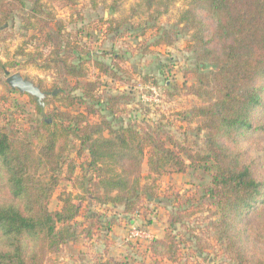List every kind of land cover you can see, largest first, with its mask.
Listing matches in <instances>:
<instances>
[{
  "label": "trees",
  "instance_id": "16d2710c",
  "mask_svg": "<svg viewBox=\"0 0 264 264\" xmlns=\"http://www.w3.org/2000/svg\"><path fill=\"white\" fill-rule=\"evenodd\" d=\"M139 1L147 17L132 27L141 32L135 36L154 32L151 46H172L173 32L160 27L159 20L177 0ZM35 4L24 20L29 30L44 37L50 51L22 54L29 57L27 65L55 75L61 106L50 112V119L29 120L27 125L13 114L2 115L6 123L0 122V264H58L52 257L80 236L81 218L86 225L81 234L87 238L111 227L103 215H89L92 206L134 215L153 193L152 183L143 184L145 163L150 178L190 170L208 174L210 183L203 187L201 200H188L193 205L190 215L207 206L216 217L212 225L218 240L233 261L264 264V155L254 156L249 148L257 138L264 141V0H188L180 14L178 24L190 34L198 63L196 81L185 89L203 101L187 120H200L198 132H206V153L193 151L159 127L116 124L128 97L100 93L101 84L87 80L88 61L80 55L78 42L69 38L64 22L46 13L40 2ZM25 7L26 0H0V28ZM99 23L92 29L102 31L105 26L106 33L115 36L131 24L128 18L116 25L103 19ZM113 59L122 60L118 55ZM16 66L0 59L1 73ZM94 66L114 81L124 80L118 74L121 69L112 68L119 67L117 63L95 60ZM12 94L11 89L8 95L0 94V105L10 104ZM63 182L79 194L62 191V206L52 211L55 191ZM188 201L178 203L179 216L170 218L172 224L182 222L188 211L181 208ZM182 244L177 234L168 233L150 241L148 252L181 264ZM105 264L131 263L109 259Z\"/></svg>",
  "mask_w": 264,
  "mask_h": 264
},
{
  "label": "rangeland",
  "instance_id": "374dc122",
  "mask_svg": "<svg viewBox=\"0 0 264 264\" xmlns=\"http://www.w3.org/2000/svg\"><path fill=\"white\" fill-rule=\"evenodd\" d=\"M74 1L73 5H65L61 0H26L25 9L16 12L8 26L0 28V59L3 63L19 64L15 68H6L3 73L0 72V94L8 95L11 87L6 79L21 72L49 93L45 99L46 119H50V112L55 107L61 106L56 99L60 90L54 89L55 75L35 65H27L29 57L22 54L34 55L42 52L47 55L50 51L44 47V37L37 30H29V25L24 20L29 17V11L35 8V3L40 2L46 13H52L57 20L64 22L71 41L78 42L80 55L88 61L87 80L98 81L101 84L100 93L105 91L110 95L128 97L123 106L124 112L115 121L116 124L159 127L177 141L186 142L193 151L206 153V132H198L200 120H187L194 108L203 105L202 100L188 94L185 89L186 85L190 86L196 81L194 71L198 68L190 34L182 32L178 24L181 12L187 8L188 0L174 2L169 12L159 20L160 27L173 32L174 43L169 47L151 46L154 32L149 31L147 36L140 38L135 36L141 32L133 30L132 27L142 24L147 17L143 8H139V0ZM126 18L131 24L125 26L120 35L107 34L105 26H102V31L95 30L102 19L116 25L118 21ZM93 26L97 28L92 29ZM114 55L122 60H114ZM95 60L108 64L117 63L119 67L112 68H120L121 72L118 74L124 80L114 81L108 75H103L95 68ZM42 61L43 59H39L38 63L41 64ZM201 68L204 69L205 65L201 64ZM70 84L74 85V82L71 81ZM12 91L14 94L9 95L10 104L0 105L2 125L6 123L2 118L6 113L9 116L13 114V119L16 118L21 125H27L29 120L42 119L32 97ZM253 141L249 145L253 155H264V141L260 138ZM71 155L75 157L74 152ZM144 177L143 184L152 183L153 193L140 202L134 215L125 216L120 208L104 209L92 206L89 215H103V221L110 222L111 227L96 230L93 237L87 238L85 234H81L86 227L84 219L81 218L78 222L80 236L66 246L60 255L52 257L53 260L58 264H105L109 259L131 264H172L150 255L148 239L130 237L132 228H138L152 239L163 238L168 233L177 234L183 243L179 255L181 264H237L218 240V234L212 225L216 217L212 216L209 208L205 206L203 211L190 215L193 212L192 201H200L203 187L210 183L208 174L202 170H190L186 174L150 178L145 163ZM65 190L73 191L67 182H63L55 191L50 205L52 211L61 208L58 197ZM73 193L75 196L79 194L78 191ZM190 199L192 201H188ZM180 201H188L181 208V211L186 209L188 212H184L181 223L172 224L170 218L179 216Z\"/></svg>",
  "mask_w": 264,
  "mask_h": 264
},
{
  "label": "water",
  "instance_id": "95a60500",
  "mask_svg": "<svg viewBox=\"0 0 264 264\" xmlns=\"http://www.w3.org/2000/svg\"><path fill=\"white\" fill-rule=\"evenodd\" d=\"M6 83L12 90L18 91L22 95H29L35 101L37 107L40 108L42 117L46 119L45 99L49 95L43 91L40 85H36L29 77L23 76L21 72H17L6 79ZM50 122V120H48Z\"/></svg>",
  "mask_w": 264,
  "mask_h": 264
},
{
  "label": "built area",
  "instance_id": "2783aa9c",
  "mask_svg": "<svg viewBox=\"0 0 264 264\" xmlns=\"http://www.w3.org/2000/svg\"><path fill=\"white\" fill-rule=\"evenodd\" d=\"M130 237L131 238H144V239H148L149 241L153 240L149 235H147V233H145L144 231L138 228H132V230L130 231Z\"/></svg>",
  "mask_w": 264,
  "mask_h": 264
}]
</instances>
